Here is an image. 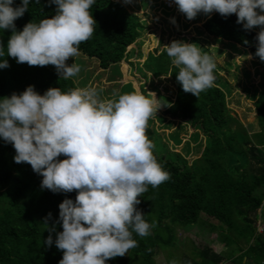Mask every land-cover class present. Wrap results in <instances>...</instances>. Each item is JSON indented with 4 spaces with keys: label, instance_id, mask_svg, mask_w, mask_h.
Segmentation results:
<instances>
[{
    "label": "trees",
    "instance_id": "trees-1",
    "mask_svg": "<svg viewBox=\"0 0 264 264\" xmlns=\"http://www.w3.org/2000/svg\"><path fill=\"white\" fill-rule=\"evenodd\" d=\"M15 3L19 4V0ZM90 11L96 21L95 30L80 44L79 54L93 60L102 71L114 65L120 69L122 61L127 63L129 57L139 54L137 50L127 49L140 38L142 26L138 18L115 0H96ZM54 14L55 5L48 0L38 3L32 0L28 10L14 24L20 30L27 22H39ZM198 33L252 54L260 68L257 74L264 80V61L254 55L257 33L237 24L235 14L222 17L213 13L204 20ZM10 34L7 29L0 31V44L5 49ZM141 45L138 43V47ZM3 59L8 61L9 67L0 69V98L13 92L19 94L28 85L34 86L39 94L49 87H59L62 91L77 89L71 78L59 79L49 65L29 66L7 55ZM132 65L140 78L149 74L160 86L166 85L163 80L173 85V100L171 96L157 94L162 109L159 119L161 123H165L166 118L175 119L195 130L190 138L195 135L193 149L199 155L189 162L188 144L183 149L184 155L170 152L156 130L149 127L151 121L148 120L146 134L154 144L153 154L169 172L170 179L155 188L149 185L139 197L141 203L137 207L149 223L154 222L150 234L141 237L133 233L137 246L124 256L109 259L107 264H155L158 251L171 246L177 248L174 230L196 225L201 217L205 220L200 224L215 233L226 248L234 247L233 254L246 246V255L255 258L257 263L263 262L264 235L256 233L255 219L264 201V155L260 149L264 146V86L261 85L254 101L258 132L251 134L232 116L227 90L222 87L227 83L215 70L213 86L195 97L182 90L176 81L178 69L163 50L159 54L148 53L141 64ZM162 89L168 92L166 87ZM168 137L173 140V146L182 141L178 134ZM14 154L11 144L0 139V264H58L63 250H58L54 243L46 247L43 241L53 223V241L56 232L62 231L58 204L65 198L74 201L76 191L53 193L41 189L42 177L26 162L15 163ZM49 212L52 216L45 228L42 222ZM250 241L253 242L250 244ZM223 260L209 247L193 248L191 256L182 257L183 264H221Z\"/></svg>",
    "mask_w": 264,
    "mask_h": 264
},
{
    "label": "clouds",
    "instance_id": "clouds-1",
    "mask_svg": "<svg viewBox=\"0 0 264 264\" xmlns=\"http://www.w3.org/2000/svg\"><path fill=\"white\" fill-rule=\"evenodd\" d=\"M30 2L0 0V31L11 32L6 49L0 44V69L9 67L3 59L7 55L29 66L52 65L59 79L74 77L80 67L67 61L79 55L80 44L93 35L96 21L90 8L96 0H48L55 5L54 15L17 30L14 21ZM173 2L189 20L216 12L222 17L235 14L245 30L258 26L254 55L264 61V0ZM163 51L178 69L176 81L184 92L198 97L213 86L216 63L197 44L173 40ZM148 93L137 88L99 100L91 88L49 87L39 94L28 85L19 94L0 98V139L15 150L14 162L29 164L42 177L41 189L76 191L74 201L65 198L58 204L62 231L53 241V223L43 241L46 247L54 243L63 250L58 264H107L137 246L133 233L144 237L154 227L137 207L139 197L149 185L155 188L169 180L170 174L157 161L146 134L149 118L161 107L156 94ZM61 155L65 158L58 159ZM51 216L49 212L43 218L45 228Z\"/></svg>",
    "mask_w": 264,
    "mask_h": 264
},
{
    "label": "rangeland",
    "instance_id": "rangeland-1",
    "mask_svg": "<svg viewBox=\"0 0 264 264\" xmlns=\"http://www.w3.org/2000/svg\"><path fill=\"white\" fill-rule=\"evenodd\" d=\"M115 1L123 4L130 14L136 16L142 26L140 38L136 41L142 45L138 47L137 43L127 48L128 50H137L142 56L137 57L138 54L132 58L129 57L128 64L120 63L123 64L124 79L120 69L115 65L106 71H102L98 69L93 60H89L80 54L69 58L67 63H75L80 67L79 73L71 77L77 88L94 89L99 100L110 99L113 96L112 99H115L120 94L134 91L137 88L147 95H149L148 92H154L156 97L157 94L171 96L173 100L174 87L170 82L163 80L166 85L161 84L160 86L149 74H146L145 78H140L139 74L133 71L132 64H141L148 53L159 54L163 50V46L168 45L173 40H181L187 43H193L196 40L198 46L202 48V53H207L214 59L216 63L214 70L217 76L227 83H223L222 87L227 90L226 99L232 116L236 117L249 132L254 131L252 128L255 127L254 122L256 121L253 106L258 90L262 89L261 85L264 86V80L257 74L260 68L251 58H248L249 55L245 51L235 49L233 45H226L216 39L207 38L205 35H199L198 31L204 20L215 12L210 15L201 13L189 20L178 11L173 0H130L128 3H125L124 0ZM173 18L175 23H172ZM252 30L258 33L259 27L254 26ZM49 68L56 73L54 66L49 65ZM103 79L108 83L106 87L101 84ZM118 80H121L122 84ZM101 85L105 88H102ZM164 87L168 92L163 91L162 88ZM161 113L162 109L159 108L156 115L154 114L149 118L151 121L149 127L156 130L161 143L166 144L170 152L182 155H184L183 149L188 144L191 153L187 156V160L190 162L198 157L199 154L193 149L195 135L192 136V139L190 138L195 130L189 125L179 124L180 122L175 121V119L166 118L165 123H161L159 119ZM172 134L179 135L182 140L180 145L173 146V140L171 138L169 140L168 137ZM204 220L205 218L201 217L200 222L196 225L186 229H175L174 232L178 241L177 248L171 246L164 248L163 252L158 251L155 264H170L169 261L183 264V255L191 256L193 248L201 250L205 247H214L215 249L218 243L217 236L200 224ZM214 224L217 225L215 222ZM233 248L231 247V249Z\"/></svg>",
    "mask_w": 264,
    "mask_h": 264
},
{
    "label": "crops",
    "instance_id": "crops-1",
    "mask_svg": "<svg viewBox=\"0 0 264 264\" xmlns=\"http://www.w3.org/2000/svg\"><path fill=\"white\" fill-rule=\"evenodd\" d=\"M253 62L257 63L256 60H253ZM122 63H124V62H122ZM122 66H123V64H120L121 73L123 74V79H124V75L125 74L123 73L124 72V70H123L124 68ZM126 74H127V72H126ZM119 82L121 83V80H119ZM101 84L103 86H105V87L108 85V83L105 82L104 79L101 80ZM102 85H101V87L105 88ZM259 93H260V89L257 92L256 100H257V98L259 96ZM253 108H254V106H253ZM254 115H255V119H256V114H254ZM254 125H255V127L252 128L254 131L250 132L251 134H255V133L258 132V128L256 126V122H254ZM260 149H261V151H262V153L264 155V146H261ZM262 226L264 227V201L262 203L261 208L258 210L257 217L255 219V231H256L257 234L264 235V229H263L262 232H257V230L260 229V227H262ZM217 242L218 243L215 246V249H214V247L210 248V249L214 253L219 254V255H221L223 257L224 260L222 261L221 264H262V262L261 263H257L256 259L253 258L252 256L245 254L246 253L245 251L247 249L246 246H242V251L241 252H236V253L233 254L232 253V249L230 247L226 248L223 243H220L218 240H217ZM252 242L253 241H250V244ZM216 247H218V248H216Z\"/></svg>",
    "mask_w": 264,
    "mask_h": 264
},
{
    "label": "built area",
    "instance_id": "built-area-1",
    "mask_svg": "<svg viewBox=\"0 0 264 264\" xmlns=\"http://www.w3.org/2000/svg\"><path fill=\"white\" fill-rule=\"evenodd\" d=\"M263 229H264V227L262 226V227H260V229L257 230V232H262ZM262 264H264V261L262 262Z\"/></svg>",
    "mask_w": 264,
    "mask_h": 264
}]
</instances>
